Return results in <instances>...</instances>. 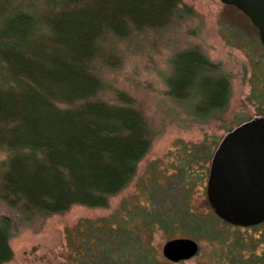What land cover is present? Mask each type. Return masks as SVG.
<instances>
[{
  "label": "trees",
  "instance_id": "obj_1",
  "mask_svg": "<svg viewBox=\"0 0 264 264\" xmlns=\"http://www.w3.org/2000/svg\"><path fill=\"white\" fill-rule=\"evenodd\" d=\"M60 1L71 7L56 24L58 32L67 36L58 34L64 57L58 54L53 60L30 48L24 69L19 57L12 61L13 56L3 54L0 58L9 74L31 86L18 96L0 92V151L6 156L0 165V202L13 212L0 216V264L11 259L9 240L22 227L73 206L107 209L110 198L134 181L138 164L150 148L152 131L134 99L119 91L110 102L98 98L104 89L98 67L114 59L106 43L162 31L192 15L182 0ZM25 20L18 14L10 30ZM36 64L41 67L32 69ZM172 67L169 95L189 101L192 121L220 122L227 134L253 119L225 125L222 115L228 106L229 77L196 48L177 54ZM51 82L54 89L48 85ZM259 115L254 118L264 117ZM220 141L181 143L184 157L171 185L160 191L153 185L141 200L146 190L140 178L138 196L123 200L109 215L65 227L66 261L172 264L152 244L154 234L161 232L167 239L188 235L216 239L226 248L224 264H264V253L243 256L241 236L227 243V235L217 226L231 224L214 213L207 199L209 214L198 216L189 210L190 192L197 184H207ZM191 165H198L196 174L190 172Z\"/></svg>",
  "mask_w": 264,
  "mask_h": 264
},
{
  "label": "rangeland",
  "instance_id": "obj_2",
  "mask_svg": "<svg viewBox=\"0 0 264 264\" xmlns=\"http://www.w3.org/2000/svg\"><path fill=\"white\" fill-rule=\"evenodd\" d=\"M182 3L192 11L190 17H184L162 31L132 35L123 41L108 40L106 48L112 51L114 59L98 67L97 75L104 87L98 98L110 102L119 91L134 99L152 131L150 148L138 164L134 181L120 194L110 198L107 209L73 206L63 214L22 227L9 240L12 257L3 264H73L65 257V227L74 226L80 219L109 215L123 200L138 196L136 182L140 178L146 190L141 200L148 197L153 185L157 191L171 185L177 175V166L184 157L183 145H198L203 141L218 143L223 138L226 130L220 122L203 124L192 121L189 101L176 100L169 95L168 80H172V61L177 54L196 48L228 75L230 94L222 115L225 125L234 126L239 121L264 114V50L249 20L219 0H182ZM70 10L71 7L60 0H0V58L3 54L7 58L13 56L12 61L19 57L18 64L24 69L30 48L40 56L47 54L44 56L53 60L58 54L60 59L64 57L58 47L60 33L56 24ZM18 14L24 15L26 20L14 26L16 28L13 27L12 31L11 21ZM5 43H8L7 47L2 46ZM40 67L36 64L32 69ZM24 81L9 74L0 64V92L16 96L23 91L28 92L30 83ZM25 84L28 87L25 88ZM48 85L54 89L52 82ZM196 93L200 98L201 93ZM5 158V153L0 151V165ZM190 172L196 174L198 165H191ZM177 188L180 192L179 186ZM189 198L190 211L198 216L209 214L205 184H197ZM3 215L12 216L13 212L0 202V216ZM217 228L227 235V243H233L237 236L243 238L246 245L241 250L243 256L247 257L251 252L264 253V223L251 227L218 224ZM166 239L161 232L153 237L152 244L161 256ZM194 239L199 243L198 253L188 260L172 264L226 263V248L221 242L212 238Z\"/></svg>",
  "mask_w": 264,
  "mask_h": 264
},
{
  "label": "water",
  "instance_id": "obj_3",
  "mask_svg": "<svg viewBox=\"0 0 264 264\" xmlns=\"http://www.w3.org/2000/svg\"><path fill=\"white\" fill-rule=\"evenodd\" d=\"M241 12L256 29L264 50V0H219ZM214 213L234 226L264 223V117L242 123L223 136L215 149L206 184ZM199 243L190 237L166 239L163 258L180 262L194 257Z\"/></svg>",
  "mask_w": 264,
  "mask_h": 264
},
{
  "label": "flooded vegetation",
  "instance_id": "obj_4",
  "mask_svg": "<svg viewBox=\"0 0 264 264\" xmlns=\"http://www.w3.org/2000/svg\"><path fill=\"white\" fill-rule=\"evenodd\" d=\"M263 224V223H262ZM261 224L257 225V226H260ZM248 227H251V226H248Z\"/></svg>",
  "mask_w": 264,
  "mask_h": 264
}]
</instances>
